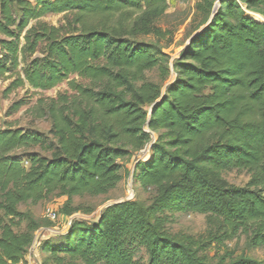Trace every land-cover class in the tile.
Masks as SVG:
<instances>
[{
  "label": "trees",
  "instance_id": "16d2710c",
  "mask_svg": "<svg viewBox=\"0 0 264 264\" xmlns=\"http://www.w3.org/2000/svg\"><path fill=\"white\" fill-rule=\"evenodd\" d=\"M214 6L198 3L206 27L174 60L176 79L163 92L147 73L167 76L166 56L136 39L167 36L157 22L168 0H0V80L12 79L5 92L68 82L75 93L38 101L53 143L30 129L0 130V264L24 263L39 228L21 204L56 194L71 216L74 197L115 190L118 161L146 146L135 169L150 203L123 201L95 221H73L43 244L53 263L259 264L229 254L215 262L207 251L240 236L264 249V0H223L213 15ZM49 15L65 24L41 21ZM36 147L51 156L29 152ZM213 168L246 171L250 181L231 185ZM174 208L205 215L207 236L171 234ZM22 222L26 230L16 231Z\"/></svg>",
  "mask_w": 264,
  "mask_h": 264
},
{
  "label": "rangeland",
  "instance_id": "374dc122",
  "mask_svg": "<svg viewBox=\"0 0 264 264\" xmlns=\"http://www.w3.org/2000/svg\"><path fill=\"white\" fill-rule=\"evenodd\" d=\"M169 9L166 14L157 22V26L167 32V36L158 39L154 36H140L137 42L152 45L160 54L166 56L169 74L164 76L161 68H155L147 73L149 81L159 84L162 91L165 92L167 86L171 84L176 75L172 69V64L177 59L181 51L188 46V41L198 33L202 28L206 19V15L198 11L197 5L201 0H168ZM215 4L218 0H214ZM251 17L263 20L259 14L248 13ZM53 26L65 24L64 15H49L41 20ZM8 75L0 80V130L7 128H22L24 130H34L49 138V142L53 143L54 139L49 135L51 129V121L48 118H37L35 108L38 106L40 99L45 102L51 99H57L60 95L67 94L69 96L75 93L70 89L68 82H63L52 90L37 91L26 86L25 88L15 89L10 93H6V89L12 82ZM79 83L86 84L85 81L78 77H72ZM18 102H22V107L10 113V108ZM145 130L148 128L145 126ZM164 131H158L152 134L153 142L159 139ZM165 140V139H164ZM29 152H37L44 157L51 156V150L48 148H33ZM149 157V146H146L140 152H132L129 157L120 159L118 162L122 167V181L118 187L102 196L84 195L74 197L71 208L77 209L71 216H65L63 209L67 203L66 197L52 195L46 200L37 204L31 202L21 204L19 211L28 212L33 219L39 224L38 230L34 236L40 246L27 254L25 264H54L50 255L43 250L45 241L56 240L57 235L64 233L71 217L84 221H95L103 211L110 205L123 201H140L149 204L153 198L151 190L143 189L136 179L135 166L141 160H147ZM217 176L225 180L231 185L243 187L250 181V175L246 171L240 170H224L212 169ZM52 209L61 213L59 222H52L46 217V210ZM3 213L0 211V217ZM168 217L167 228L171 234L177 237L190 236L196 239L206 237L208 226L205 215L196 213H186L177 208L170 209L166 212ZM26 222H22L15 228L16 231H25ZM210 258H214L215 262L224 255L229 254L233 259L244 255L264 264V249L250 248L245 236H240L234 240L226 241L221 246L213 245L207 251ZM64 264H80L78 261L65 259Z\"/></svg>",
  "mask_w": 264,
  "mask_h": 264
},
{
  "label": "built area",
  "instance_id": "2783aa9c",
  "mask_svg": "<svg viewBox=\"0 0 264 264\" xmlns=\"http://www.w3.org/2000/svg\"><path fill=\"white\" fill-rule=\"evenodd\" d=\"M46 217L48 219H50L52 222L56 223V222H59L60 221V217L61 216L58 214V212H56V211H54L52 209H48V210H46ZM75 220H81V219H77V218L71 217L70 220H69V222H68V224H67V226L65 227L66 229L64 230V233L71 226L72 222L75 221ZM38 246H40V242H38L37 239L35 238L34 241H33L32 246L29 248V252H32Z\"/></svg>",
  "mask_w": 264,
  "mask_h": 264
},
{
  "label": "water",
  "instance_id": "95a60500",
  "mask_svg": "<svg viewBox=\"0 0 264 264\" xmlns=\"http://www.w3.org/2000/svg\"><path fill=\"white\" fill-rule=\"evenodd\" d=\"M223 0H218L217 3L214 6V10H213V15L218 11V9L220 8V5L222 3ZM205 28V27H204ZM204 28H202L198 33H196L189 41H188V45H190L193 41V39L195 37H197L203 30Z\"/></svg>",
  "mask_w": 264,
  "mask_h": 264
},
{
  "label": "crops",
  "instance_id": "0c3cea01",
  "mask_svg": "<svg viewBox=\"0 0 264 264\" xmlns=\"http://www.w3.org/2000/svg\"><path fill=\"white\" fill-rule=\"evenodd\" d=\"M32 1V0H31ZM27 258V257H26ZM21 264H25V263H21Z\"/></svg>",
  "mask_w": 264,
  "mask_h": 264
}]
</instances>
